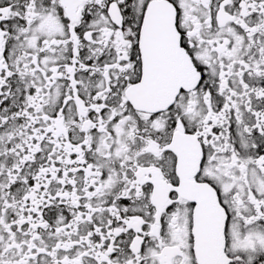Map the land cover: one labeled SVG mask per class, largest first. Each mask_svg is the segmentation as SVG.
Returning a JSON list of instances; mask_svg holds the SVG:
<instances>
[{
    "label": "snow or ice",
    "instance_id": "6c2138e0",
    "mask_svg": "<svg viewBox=\"0 0 264 264\" xmlns=\"http://www.w3.org/2000/svg\"><path fill=\"white\" fill-rule=\"evenodd\" d=\"M0 264H264V0H0Z\"/></svg>",
    "mask_w": 264,
    "mask_h": 264
}]
</instances>
